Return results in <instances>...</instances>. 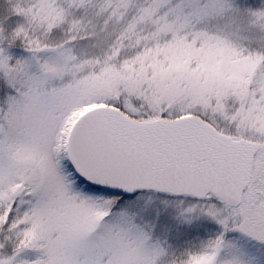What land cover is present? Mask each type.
Masks as SVG:
<instances>
[{"label": "snow or ice", "instance_id": "1", "mask_svg": "<svg viewBox=\"0 0 264 264\" xmlns=\"http://www.w3.org/2000/svg\"><path fill=\"white\" fill-rule=\"evenodd\" d=\"M0 264H264V0H0Z\"/></svg>", "mask_w": 264, "mask_h": 264}]
</instances>
